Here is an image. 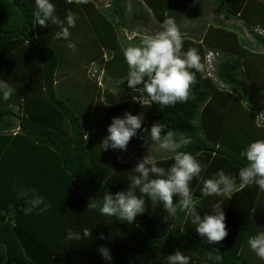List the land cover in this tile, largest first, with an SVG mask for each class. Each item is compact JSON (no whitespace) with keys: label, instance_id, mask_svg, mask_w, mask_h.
Returning <instances> with one entry per match:
<instances>
[{"label":"trees","instance_id":"trees-1","mask_svg":"<svg viewBox=\"0 0 264 264\" xmlns=\"http://www.w3.org/2000/svg\"><path fill=\"white\" fill-rule=\"evenodd\" d=\"M52 2L61 20L69 9L78 17L67 39L56 37L58 25L35 22V0H0V79L14 89L0 99V264H108L101 246L110 249L111 264H167L176 250L190 264H209V252L221 254L223 264H264L246 242L257 227L264 229V191L238 179L245 164L241 151L264 139V0H193L192 11L188 0ZM209 2L212 19L181 34L182 51L196 48L203 65L191 70L187 99L166 107L133 102L140 94L128 87L123 49L148 33L126 41L121 32L141 24L161 30L168 17L177 26L198 21ZM81 58L80 82L58 92V81ZM126 111L144 115L142 128L160 122L184 133L190 143L180 150L197 157L203 178L221 169L237 177L223 205V241L208 245L184 212L169 215L150 200L132 225L90 206L104 191L126 189L138 162L127 161L125 153L137 160L149 153L165 169L172 163L171 153L136 137L127 151H102L111 120ZM190 186L201 215L211 214V202L222 197H202L200 179ZM30 188L44 197L47 210L25 214L26 198L18 192ZM68 228L92 234L65 242Z\"/></svg>","mask_w":264,"mask_h":264},{"label":"clouds","instance_id":"clouds-1","mask_svg":"<svg viewBox=\"0 0 264 264\" xmlns=\"http://www.w3.org/2000/svg\"><path fill=\"white\" fill-rule=\"evenodd\" d=\"M32 15L41 27H47L49 23L58 25L60 31L56 37L65 39L70 36V29L76 26L78 19L69 9L61 20L52 0H35ZM182 47V35L175 19L168 17L159 32L145 34L139 45L123 49V57L129 69L126 78L128 87L140 94L139 97L133 96V102H149L151 105L166 107L187 99L195 78L191 70L201 71L203 65L196 48L182 51ZM13 92L10 83L0 79V99H9ZM143 124L142 113L133 115L126 111L123 117H114L107 127V136L100 144L102 151H127L130 140L136 137L147 139L163 151L171 153L172 163L165 169L158 166L155 158L144 156L133 168L134 174L129 176L126 189L116 193L104 191L102 197L90 201V206L98 209L102 216L115 217L120 222L132 225L137 217L145 213L146 202L150 200L153 206L162 205L169 215L175 216L178 210L184 212L185 219L195 225V232L205 238L208 245L223 241L228 236L223 205L226 199L231 198L230 193L236 187L237 177L221 169L212 177L203 178V165L197 157L180 150L190 143L184 133L165 130V125L160 122H155L150 130L142 128ZM138 131L144 135L138 137ZM240 156L245 161L238 171L240 184L256 186L264 191V139L250 142ZM193 179L202 180V197H222L213 200L215 203L211 202V214L205 212L201 215L198 210V199L194 197L190 186ZM18 197L26 198V215L37 209L43 212L48 208L44 197L35 188L21 189ZM174 197L177 198L175 203ZM91 234L92 230L87 228L82 230V234L68 228L64 239L65 242L80 241L82 237L89 238ZM104 238L101 234L100 239ZM246 242L249 249L264 260V229L257 227L255 232L248 235ZM98 251L111 264L110 249L101 246ZM166 261L167 264H190V257L176 250L167 255ZM207 261L209 264H223V256L209 252Z\"/></svg>","mask_w":264,"mask_h":264},{"label":"rangeland","instance_id":"rangeland-1","mask_svg":"<svg viewBox=\"0 0 264 264\" xmlns=\"http://www.w3.org/2000/svg\"><path fill=\"white\" fill-rule=\"evenodd\" d=\"M104 1V0H103ZM131 0H128V2H130ZM189 1V5L187 6V10L188 11H192V9H193V6H194V3H193V0H188ZM128 6L130 7V5H129V3H128ZM206 9V15L205 16H202V18H200L198 21H190V20H188V21H186V22H183V23H180L181 25H178L177 27H178V29H179V31L181 32V34H184L185 32H187V30H186V28H189V26L191 27H193V26H195V27H202V25L205 23V22H208V21H210L211 19H212V17H213V13H212V9L214 8V5L212 4V3H207L206 4V7H205ZM193 22V23H192ZM225 22H227V21H225ZM145 23V22H144ZM227 23H229V22H227ZM232 23H234L233 21H232ZM129 28L130 29H132L133 30V34L135 33V32H137V30H139L140 32H143V33H148V34H155V33H157V32H159L160 31V29H157V30H154V29H148L147 28V26L144 24V25H135V26H133V25H129ZM133 28H136V29H133ZM132 33H128V36L127 37H131L132 35H133ZM136 34V33H135ZM72 48H73V46H72ZM83 62H84V59L83 58H81V59H76V61H75V65H73V67L71 68V70H70V72H72V70H76L77 72H74V74H73V72L72 73H70L69 72V75L67 76V77H65V79L66 80H64V81H62L61 82V80H59V77H57L58 78V85H57V90H58V92L61 90V89H65V88H70L69 87V85L70 84H72L71 86H74L75 84H77L78 82H80V78L79 77H81V76H83V72H79V70H78V68L80 67V66H82V64H83ZM94 68V67H93ZM89 69H91L90 67H89ZM61 86H64V88H62ZM66 91H69V90H67V89H65ZM155 149V151H158V152H165V151H163L162 149H160L159 147H158V145L156 146V148H154ZM129 153V152H128ZM125 153L124 154V157H125V159L127 160V161H131V162H134V163H137V162H139L140 160H137V159H135L133 156L134 155H132V153ZM146 155H150L149 153H147ZM151 156V155H150ZM151 157H153V156H151Z\"/></svg>","mask_w":264,"mask_h":264},{"label":"crops","instance_id":"crops-1","mask_svg":"<svg viewBox=\"0 0 264 264\" xmlns=\"http://www.w3.org/2000/svg\"><path fill=\"white\" fill-rule=\"evenodd\" d=\"M147 28L148 29H152L150 26H147ZM133 29H136V28H133ZM131 30V31H130ZM128 33H132L133 34V30L132 29H128V28H126L125 30H123L122 32H121V34L125 37V39H126V41H130L134 36H136V35H138V34H140V33H143V32H135L131 37H127L128 36ZM146 33V32H145ZM145 33H143V34H145Z\"/></svg>","mask_w":264,"mask_h":264},{"label":"built area","instance_id":"built-area-1","mask_svg":"<svg viewBox=\"0 0 264 264\" xmlns=\"http://www.w3.org/2000/svg\"><path fill=\"white\" fill-rule=\"evenodd\" d=\"M95 71V70H94Z\"/></svg>","mask_w":264,"mask_h":264}]
</instances>
